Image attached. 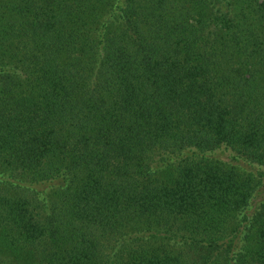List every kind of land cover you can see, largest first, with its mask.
I'll return each mask as SVG.
<instances>
[{
  "label": "trees",
  "instance_id": "trees-1",
  "mask_svg": "<svg viewBox=\"0 0 264 264\" xmlns=\"http://www.w3.org/2000/svg\"><path fill=\"white\" fill-rule=\"evenodd\" d=\"M0 264H264V0H0Z\"/></svg>",
  "mask_w": 264,
  "mask_h": 264
}]
</instances>
